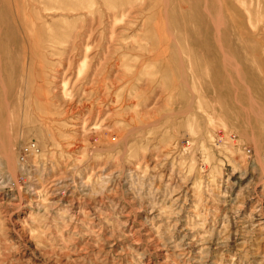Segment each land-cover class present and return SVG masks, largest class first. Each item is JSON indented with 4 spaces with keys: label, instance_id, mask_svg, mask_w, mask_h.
Masks as SVG:
<instances>
[{
    "label": "rangeland",
    "instance_id": "rangeland-1",
    "mask_svg": "<svg viewBox=\"0 0 264 264\" xmlns=\"http://www.w3.org/2000/svg\"><path fill=\"white\" fill-rule=\"evenodd\" d=\"M0 264H264V0H0Z\"/></svg>",
    "mask_w": 264,
    "mask_h": 264
},
{
    "label": "bare ground",
    "instance_id": "bare-ground-1",
    "mask_svg": "<svg viewBox=\"0 0 264 264\" xmlns=\"http://www.w3.org/2000/svg\"><path fill=\"white\" fill-rule=\"evenodd\" d=\"M45 10H47V9H45ZM50 10H51V9H50ZM50 10H49V11H50ZM68 12H69V11H68ZM28 39H29V38H28ZM92 113H93V112H92Z\"/></svg>",
    "mask_w": 264,
    "mask_h": 264
}]
</instances>
